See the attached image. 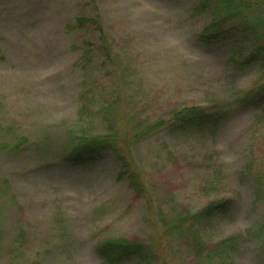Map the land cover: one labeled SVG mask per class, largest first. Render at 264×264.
Returning a JSON list of instances; mask_svg holds the SVG:
<instances>
[{
  "label": "rangeland",
  "instance_id": "1",
  "mask_svg": "<svg viewBox=\"0 0 264 264\" xmlns=\"http://www.w3.org/2000/svg\"><path fill=\"white\" fill-rule=\"evenodd\" d=\"M198 3L0 0V264H110L96 251L109 240L142 245L151 264H264V109L236 104L264 82L242 61L252 36L264 45V17L229 22L245 29L227 35L231 57L228 40L199 41ZM80 15L102 30L72 29ZM192 106L227 115L201 133L140 135ZM81 132H119L127 167L112 151L62 161Z\"/></svg>",
  "mask_w": 264,
  "mask_h": 264
},
{
  "label": "trees",
  "instance_id": "2",
  "mask_svg": "<svg viewBox=\"0 0 264 264\" xmlns=\"http://www.w3.org/2000/svg\"><path fill=\"white\" fill-rule=\"evenodd\" d=\"M196 8L200 9V11L207 9L204 12L210 16V22L205 24L203 30L198 36L199 41L204 42L207 46H212L220 41L225 40L227 42L228 40V48L231 50L230 55L232 53L231 57L236 55V53L233 52L240 44L232 41L227 35L230 32H235L236 35H239L240 33H244L245 29L239 27L232 28L233 26H229V22L238 16H242V19L246 21V19H248L246 13L251 11H253L257 17H264V0H199ZM87 25H96L95 27L97 30H102L100 18L98 16L80 15L75 19V23L74 25H71V27L72 29H83ZM254 25L260 27L264 26V21L262 23L260 19H257ZM100 37L102 36L100 35ZM260 37L261 36L258 34L251 37V40L253 41L251 45L253 48L250 52H246L242 60L243 62L252 64L258 61L264 66V45L259 43ZM101 40L102 44L99 49L104 53L107 51V47L105 45L104 37H102ZM84 51L87 53L90 50L86 49ZM236 104L252 108L262 107L264 109V82L257 88L243 94L237 100ZM112 109V104H108L102 108L104 115L111 114ZM226 115L227 112L224 110L215 109L213 111H207L196 106L182 108L180 110H175L172 113L170 121H158L152 126H148V128H142L140 135H146L147 129L150 127H152V130L164 127L171 132L182 134L201 133L204 130L215 127L218 123L223 121ZM119 140V132L92 136L81 132L78 134L70 150L66 152L61 159L67 164L74 166L88 165L95 163L106 152L112 151L116 156L120 167L125 169L127 167V162L119 151L120 147L117 144ZM128 150H130V146ZM259 187L264 189V173L260 175ZM223 203H214L205 208L202 212H199L198 215L195 214L196 216L193 218L194 225L196 222L202 220L198 217H201L204 214H209L211 210L215 211V213L220 212ZM200 249H202L201 245L198 247V250ZM96 251L105 262L110 264L129 263L133 260L138 264H151V254L144 251L142 245L138 243L109 240L100 243L96 247Z\"/></svg>",
  "mask_w": 264,
  "mask_h": 264
}]
</instances>
